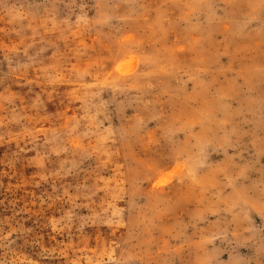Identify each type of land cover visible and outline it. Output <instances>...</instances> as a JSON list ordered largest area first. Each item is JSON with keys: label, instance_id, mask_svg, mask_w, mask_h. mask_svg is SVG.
Instances as JSON below:
<instances>
[{"label": "rangeland", "instance_id": "rangeland-1", "mask_svg": "<svg viewBox=\"0 0 264 264\" xmlns=\"http://www.w3.org/2000/svg\"><path fill=\"white\" fill-rule=\"evenodd\" d=\"M0 264H264V0H0Z\"/></svg>", "mask_w": 264, "mask_h": 264}]
</instances>
